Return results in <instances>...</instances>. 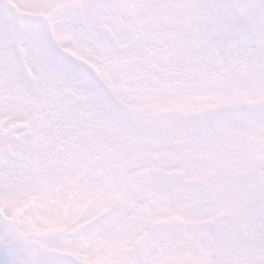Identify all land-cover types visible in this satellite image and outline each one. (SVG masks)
<instances>
[{"label": "snow or ice", "instance_id": "snow-or-ice-1", "mask_svg": "<svg viewBox=\"0 0 264 264\" xmlns=\"http://www.w3.org/2000/svg\"><path fill=\"white\" fill-rule=\"evenodd\" d=\"M0 264H264V0H0Z\"/></svg>", "mask_w": 264, "mask_h": 264}]
</instances>
